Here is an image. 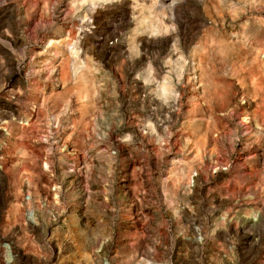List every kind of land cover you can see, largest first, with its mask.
I'll return each instance as SVG.
<instances>
[{
	"label": "rangeland",
	"instance_id": "1",
	"mask_svg": "<svg viewBox=\"0 0 264 264\" xmlns=\"http://www.w3.org/2000/svg\"><path fill=\"white\" fill-rule=\"evenodd\" d=\"M0 264H264V0H0Z\"/></svg>",
	"mask_w": 264,
	"mask_h": 264
},
{
	"label": "built area",
	"instance_id": "2",
	"mask_svg": "<svg viewBox=\"0 0 264 264\" xmlns=\"http://www.w3.org/2000/svg\"><path fill=\"white\" fill-rule=\"evenodd\" d=\"M75 164L76 163L74 162L72 165L74 167V169L76 166ZM74 171L75 170H71V172H74ZM34 204L35 203H34L33 196H31V194H29V192H26V195L24 196V199L22 202V207H23V211H24V219L28 225H35L36 224L35 220H36V214L37 213H36ZM53 218H55V215H53ZM3 248L6 252H9V254L12 253V250H11V247L9 244H5Z\"/></svg>",
	"mask_w": 264,
	"mask_h": 264
},
{
	"label": "bare ground",
	"instance_id": "3",
	"mask_svg": "<svg viewBox=\"0 0 264 264\" xmlns=\"http://www.w3.org/2000/svg\"><path fill=\"white\" fill-rule=\"evenodd\" d=\"M168 91V90H167ZM165 97V96H164ZM78 207V206H77Z\"/></svg>",
	"mask_w": 264,
	"mask_h": 264
}]
</instances>
